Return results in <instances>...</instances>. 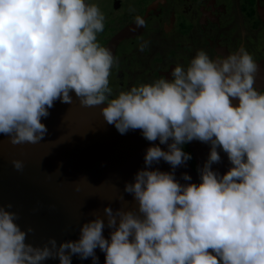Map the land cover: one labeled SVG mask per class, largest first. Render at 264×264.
Masks as SVG:
<instances>
[{
  "label": "clouds",
  "instance_id": "obj_1",
  "mask_svg": "<svg viewBox=\"0 0 264 264\" xmlns=\"http://www.w3.org/2000/svg\"><path fill=\"white\" fill-rule=\"evenodd\" d=\"M104 28L103 11L86 0H0V134L12 145L39 142L42 118L57 100L72 104L74 92L82 106L103 105L104 120L121 134L139 129L167 150L150 146L148 167L125 184L137 208L105 207L110 239L96 216L79 239L49 237L36 246L26 242L34 229H21L11 203L0 205V264H71L74 255L96 264L97 248L105 264H264V91L255 87L253 56L243 46L216 59L199 50L171 79L113 97L109 77L118 62L98 42ZM193 140L211 145L199 184L150 168L161 159L173 169L184 164L191 154L182 146ZM218 148L232 165L223 175L211 167L220 162ZM11 163L23 171V160Z\"/></svg>",
  "mask_w": 264,
  "mask_h": 264
},
{
  "label": "water",
  "instance_id": "obj_2",
  "mask_svg": "<svg viewBox=\"0 0 264 264\" xmlns=\"http://www.w3.org/2000/svg\"><path fill=\"white\" fill-rule=\"evenodd\" d=\"M255 87L262 84L255 77ZM73 103L54 102L49 115L42 118L47 127L45 136L35 144L12 145L9 137L0 134V205L18 213L16 223L22 230L30 226L34 229L27 241L36 246L45 244L54 237L62 241L77 240L82 224L100 216L105 221L103 234L110 239L112 229L107 226L104 214L106 206L117 209L137 208L133 196L125 192V184L134 182L136 173L144 169L146 150L153 144L167 150L160 144L144 138L139 129L118 132L108 124L101 113L102 106L80 105L75 93H71ZM231 99V98H230ZM233 99V104H238ZM171 142V141H169ZM193 150L184 145L185 152L191 154L186 161L176 167L161 159L153 163L151 169L174 172L181 184L200 183L199 172L208 159L211 145L199 140L191 141ZM220 162L212 164V169L225 174L231 162L220 148ZM24 161L22 172L17 171L11 161ZM187 173L191 180L185 181ZM96 264H105V254L96 249ZM43 264H59L58 258L48 259ZM71 264H93L91 258L80 259L72 256Z\"/></svg>",
  "mask_w": 264,
  "mask_h": 264
},
{
  "label": "flooded vegetation",
  "instance_id": "obj_3",
  "mask_svg": "<svg viewBox=\"0 0 264 264\" xmlns=\"http://www.w3.org/2000/svg\"><path fill=\"white\" fill-rule=\"evenodd\" d=\"M86 2H95L106 15V26L97 39L117 58L109 77L117 86L113 97L142 83L171 79L174 67L186 68L199 50L216 59L238 52L241 46L263 68L256 79L264 91V0ZM137 16L143 25H137ZM141 44L146 45L143 51ZM188 149H194L192 142Z\"/></svg>",
  "mask_w": 264,
  "mask_h": 264
},
{
  "label": "rangeland",
  "instance_id": "obj_4",
  "mask_svg": "<svg viewBox=\"0 0 264 264\" xmlns=\"http://www.w3.org/2000/svg\"><path fill=\"white\" fill-rule=\"evenodd\" d=\"M91 3H94L95 4V2H91ZM105 19H106V15H105ZM106 26V25H105ZM259 66V65H258ZM263 68H261L260 66H259V71L260 70H262ZM138 86V85H137ZM110 87L112 88V89H116L117 88V86H116V83H115V80L113 81V82H111L110 83Z\"/></svg>",
  "mask_w": 264,
  "mask_h": 264
}]
</instances>
